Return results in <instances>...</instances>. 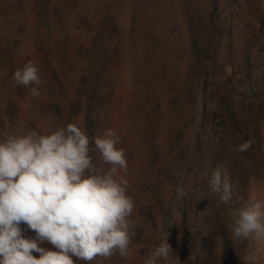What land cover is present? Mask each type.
Instances as JSON below:
<instances>
[{
  "label": "rangeland",
  "instance_id": "obj_1",
  "mask_svg": "<svg viewBox=\"0 0 264 264\" xmlns=\"http://www.w3.org/2000/svg\"><path fill=\"white\" fill-rule=\"evenodd\" d=\"M28 60L38 98L12 79ZM73 121L118 133L135 200L129 258L92 264H145L162 237L173 264H244L204 173L264 198V0H0V130Z\"/></svg>",
  "mask_w": 264,
  "mask_h": 264
},
{
  "label": "clouds",
  "instance_id": "obj_2",
  "mask_svg": "<svg viewBox=\"0 0 264 264\" xmlns=\"http://www.w3.org/2000/svg\"><path fill=\"white\" fill-rule=\"evenodd\" d=\"M12 79L31 98L40 97L38 61H26ZM253 143L250 138L236 150L247 152ZM128 172L126 149L113 128L90 139L77 121L6 123L0 130V264H92L114 255L127 260L136 235ZM204 175L208 193L229 217L230 240L254 246L244 264H258L264 256V198L239 191L222 164ZM45 242L53 247H43ZM172 253L162 237L145 264H173Z\"/></svg>",
  "mask_w": 264,
  "mask_h": 264
}]
</instances>
